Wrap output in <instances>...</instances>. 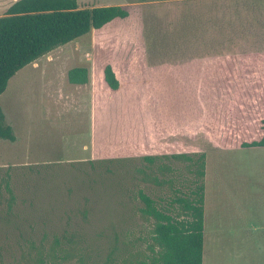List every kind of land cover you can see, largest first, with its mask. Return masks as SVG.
<instances>
[{
	"label": "rangeland",
	"instance_id": "obj_1",
	"mask_svg": "<svg viewBox=\"0 0 264 264\" xmlns=\"http://www.w3.org/2000/svg\"><path fill=\"white\" fill-rule=\"evenodd\" d=\"M13 1L0 0V16ZM77 1L121 5L128 16L23 67L0 95L15 137L0 140V264L146 261L152 225L137 211V193L166 195L155 181L170 175L156 166H173L186 179L184 164L164 156L192 153L206 158L201 264H264V148L233 149L225 128L200 133L202 119L178 86L157 115L153 104L165 63L232 54L240 77L257 83L264 0ZM105 65L119 82L115 92L101 81ZM80 66L88 83L67 84V70ZM250 101L253 132L233 131L231 143L258 133L264 105Z\"/></svg>",
	"mask_w": 264,
	"mask_h": 264
},
{
	"label": "trees",
	"instance_id": "obj_2",
	"mask_svg": "<svg viewBox=\"0 0 264 264\" xmlns=\"http://www.w3.org/2000/svg\"><path fill=\"white\" fill-rule=\"evenodd\" d=\"M127 16V11L120 5L83 7L76 0L13 1L0 16V95L8 80L23 67L92 30ZM65 77L71 86L88 83L85 66L67 70ZM102 81L108 90L117 91L119 83L109 65L102 68ZM253 84L263 88L258 81L249 87ZM244 94H248L247 91ZM260 125L261 136L255 141L241 143L242 148L264 147V119L260 120ZM0 140H15L1 110ZM164 158L183 163L188 177L175 176L176 168L161 163L156 166L157 174L167 173L170 177L157 180L155 184L158 187L165 185L168 193L155 198L137 193L140 202L137 211L152 225L150 256L137 264H201L205 155L173 154ZM154 160L143 158L147 164Z\"/></svg>",
	"mask_w": 264,
	"mask_h": 264
},
{
	"label": "crops",
	"instance_id": "obj_3",
	"mask_svg": "<svg viewBox=\"0 0 264 264\" xmlns=\"http://www.w3.org/2000/svg\"><path fill=\"white\" fill-rule=\"evenodd\" d=\"M123 8L125 9V7ZM120 20L123 19H115L113 21ZM231 55L232 54H229L227 58H224L221 62L202 61V56H200L187 59L183 63L178 65L165 63L161 67L163 76L160 83L163 85V90H161L159 96L155 95L153 99V104L156 107L155 114L157 115V113L159 112L160 105L158 104L161 100L163 106H165L167 103L170 105L172 101L171 87L173 85L178 86L182 88V96L187 99L188 103L193 108L195 113L199 114L200 118L202 119L200 122V133H203L204 131L214 132L220 128H225L227 130V132L225 133V140L226 142H228L227 144H230L233 149H247L242 148L240 144L255 141L261 136L262 131L260 129V120L264 119V117L256 120L258 124V133L254 139L247 142L241 141L239 142V144H235L231 143V135L234 134L233 131L241 130L242 127L245 129L249 128L250 131L253 132L252 125L250 124V119L254 116V114H252V112H249L252 106L250 98H252L253 96L254 100L259 103L260 107L263 106L264 89H259L260 94H256L251 90L249 86H251L250 84H252V81L250 82L240 77V68L236 65L233 55ZM260 72L261 73L258 82L261 86L264 87L263 65L261 66ZM238 88H241L240 91H243L242 95L239 93H235L238 92ZM244 91H247L248 94H244ZM204 200L205 190L203 197V215L204 208L206 211V201L204 207Z\"/></svg>",
	"mask_w": 264,
	"mask_h": 264
}]
</instances>
